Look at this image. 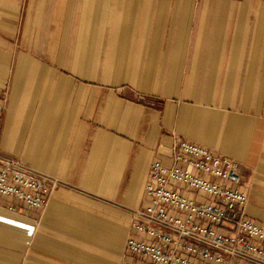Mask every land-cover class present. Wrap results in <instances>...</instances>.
<instances>
[{
    "label": "crops",
    "instance_id": "obj_1",
    "mask_svg": "<svg viewBox=\"0 0 264 264\" xmlns=\"http://www.w3.org/2000/svg\"><path fill=\"white\" fill-rule=\"evenodd\" d=\"M263 5L0 0V150L62 181L43 209L0 195V264H152L126 247L131 211L175 135L239 162L264 226Z\"/></svg>",
    "mask_w": 264,
    "mask_h": 264
},
{
    "label": "built area",
    "instance_id": "obj_2",
    "mask_svg": "<svg viewBox=\"0 0 264 264\" xmlns=\"http://www.w3.org/2000/svg\"><path fill=\"white\" fill-rule=\"evenodd\" d=\"M7 102L1 95L0 130ZM171 153L172 165L151 164V204L132 211L127 249L152 264H264V226L248 217L239 162L178 135ZM61 184L0 150V195L15 200L11 209H43Z\"/></svg>",
    "mask_w": 264,
    "mask_h": 264
},
{
    "label": "rangeland",
    "instance_id": "obj_3",
    "mask_svg": "<svg viewBox=\"0 0 264 264\" xmlns=\"http://www.w3.org/2000/svg\"><path fill=\"white\" fill-rule=\"evenodd\" d=\"M24 9H25V4H24ZM263 12H264V5H263ZM24 15H25V10H23V11L21 10V12L19 13L18 20H17V22H18L19 25H22V20H23ZM10 84H11V80L10 79H6L5 82H4V85L5 86H4L3 92H2V95H6L8 97V101H9ZM120 88H121V86L118 87V89H120ZM136 93H138L136 89H133L131 87H126V90L124 91L123 94L126 95V96H128V97H132V98L138 99V96L136 95ZM140 94L142 96H144V94L142 92ZM143 99H145V96L141 100H143ZM133 210L134 209H132V211Z\"/></svg>",
    "mask_w": 264,
    "mask_h": 264
}]
</instances>
